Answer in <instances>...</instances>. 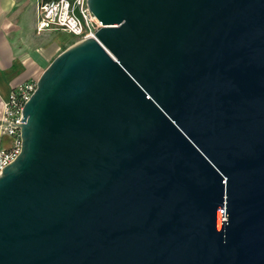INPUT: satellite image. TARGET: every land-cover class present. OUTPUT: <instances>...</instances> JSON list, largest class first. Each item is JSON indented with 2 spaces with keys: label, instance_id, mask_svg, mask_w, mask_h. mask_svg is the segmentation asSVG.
Wrapping results in <instances>:
<instances>
[{
  "label": "water",
  "instance_id": "obj_1",
  "mask_svg": "<svg viewBox=\"0 0 264 264\" xmlns=\"http://www.w3.org/2000/svg\"><path fill=\"white\" fill-rule=\"evenodd\" d=\"M0 177V264H264V0H87Z\"/></svg>",
  "mask_w": 264,
  "mask_h": 264
},
{
  "label": "crops",
  "instance_id": "obj_2",
  "mask_svg": "<svg viewBox=\"0 0 264 264\" xmlns=\"http://www.w3.org/2000/svg\"><path fill=\"white\" fill-rule=\"evenodd\" d=\"M36 3L0 0V119L11 93L20 84L37 82L63 48L76 42L63 32L38 34ZM13 142L0 129V151L10 149Z\"/></svg>",
  "mask_w": 264,
  "mask_h": 264
},
{
  "label": "built area",
  "instance_id": "obj_3",
  "mask_svg": "<svg viewBox=\"0 0 264 264\" xmlns=\"http://www.w3.org/2000/svg\"><path fill=\"white\" fill-rule=\"evenodd\" d=\"M37 33L63 32L75 38V44L94 38L102 27L91 13L87 0H37ZM37 82L20 84L4 104L0 121V129L5 135L13 138L10 149L0 151V177L5 166L13 162L21 154L20 127L22 112L26 102L35 93Z\"/></svg>",
  "mask_w": 264,
  "mask_h": 264
},
{
  "label": "rangeland",
  "instance_id": "obj_4",
  "mask_svg": "<svg viewBox=\"0 0 264 264\" xmlns=\"http://www.w3.org/2000/svg\"><path fill=\"white\" fill-rule=\"evenodd\" d=\"M74 45H75L74 43H70V44L66 45L65 48H63L62 52H64L65 49H67V48H69V47H72V46H74ZM62 52H61V53H62Z\"/></svg>",
  "mask_w": 264,
  "mask_h": 264
},
{
  "label": "trees",
  "instance_id": "obj_5",
  "mask_svg": "<svg viewBox=\"0 0 264 264\" xmlns=\"http://www.w3.org/2000/svg\"><path fill=\"white\" fill-rule=\"evenodd\" d=\"M48 1V0H47Z\"/></svg>",
  "mask_w": 264,
  "mask_h": 264
}]
</instances>
